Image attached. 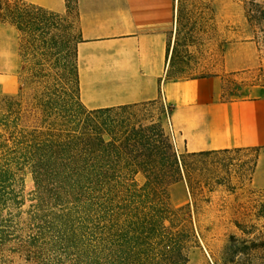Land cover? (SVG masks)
Listing matches in <instances>:
<instances>
[{
	"label": "trees",
	"instance_id": "1",
	"mask_svg": "<svg viewBox=\"0 0 264 264\" xmlns=\"http://www.w3.org/2000/svg\"><path fill=\"white\" fill-rule=\"evenodd\" d=\"M237 1L250 27L264 32V0ZM54 16L25 0H0V23L18 31L24 61L36 56L28 68L41 81L30 109L21 95H0V211L20 204L15 183L24 172L34 180L22 228L13 218L0 220V250L14 236L10 246L30 264H188L193 232L173 226L168 188L185 180L196 206L191 161L229 150L178 154L162 124L124 116L135 105L88 109L80 99L77 59L69 53L61 82L51 84L43 61L54 47L47 37ZM214 20L211 0H175L168 80L200 78L187 71ZM246 243L233 242V254L261 247Z\"/></svg>",
	"mask_w": 264,
	"mask_h": 264
},
{
	"label": "rangeland",
	"instance_id": "2",
	"mask_svg": "<svg viewBox=\"0 0 264 264\" xmlns=\"http://www.w3.org/2000/svg\"><path fill=\"white\" fill-rule=\"evenodd\" d=\"M211 4L215 20L210 38L196 54L197 58L189 63L187 74L218 76L224 100L264 95V32L250 27L244 8L237 0H211ZM50 22L52 26L47 37L52 38L54 47L43 62L49 74L48 81L55 85L62 79L65 54L69 53L72 59L76 57L80 39L76 1L70 0L65 12H55ZM19 47L18 31L0 23V95H21L24 107L30 109L41 81L33 79L28 68V64L37 61L36 56L26 57L24 61ZM169 109L163 99H158L155 103L131 106L123 114L134 123L162 124L172 143L166 117ZM27 121L32 124L33 117ZM172 145L178 154L186 153ZM190 170L199 196L196 206L185 180L168 188L173 226L193 232L186 241L188 264H264V147L204 156L191 161ZM137 181L142 184L143 178L138 176ZM15 188L20 192V204L4 207L0 220L5 222L13 218L12 225L19 224L21 229L34 202L31 174L24 172ZM8 239L13 244L15 237ZM236 241L246 244L254 241L261 247L235 255L231 246ZM10 245L0 250V264H30L15 254ZM231 258L235 262L227 261Z\"/></svg>",
	"mask_w": 264,
	"mask_h": 264
},
{
	"label": "crops",
	"instance_id": "3",
	"mask_svg": "<svg viewBox=\"0 0 264 264\" xmlns=\"http://www.w3.org/2000/svg\"><path fill=\"white\" fill-rule=\"evenodd\" d=\"M52 12L66 0H25ZM80 99L88 109L163 99L176 149L264 147V95L224 100L218 76L168 80L175 0H76Z\"/></svg>",
	"mask_w": 264,
	"mask_h": 264
},
{
	"label": "built area",
	"instance_id": "4",
	"mask_svg": "<svg viewBox=\"0 0 264 264\" xmlns=\"http://www.w3.org/2000/svg\"><path fill=\"white\" fill-rule=\"evenodd\" d=\"M166 117H167V127H168L169 137H170L172 143L176 146L175 135H174L173 130H172V126H171V123H170V119H169V114L168 113H166Z\"/></svg>",
	"mask_w": 264,
	"mask_h": 264
}]
</instances>
